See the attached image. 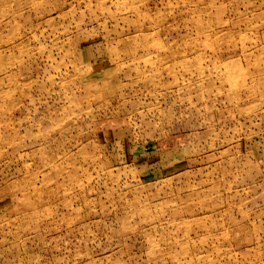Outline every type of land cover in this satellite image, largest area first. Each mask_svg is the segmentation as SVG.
<instances>
[{
  "label": "rangeland",
  "instance_id": "obj_1",
  "mask_svg": "<svg viewBox=\"0 0 264 264\" xmlns=\"http://www.w3.org/2000/svg\"><path fill=\"white\" fill-rule=\"evenodd\" d=\"M0 264H264V0H0Z\"/></svg>",
  "mask_w": 264,
  "mask_h": 264
}]
</instances>
